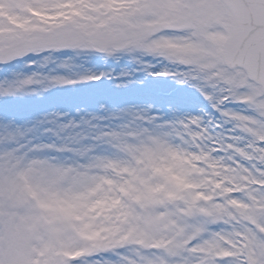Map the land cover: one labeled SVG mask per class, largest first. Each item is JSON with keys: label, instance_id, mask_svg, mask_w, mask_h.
<instances>
[{"label": "snow or ice", "instance_id": "6c2138e0", "mask_svg": "<svg viewBox=\"0 0 264 264\" xmlns=\"http://www.w3.org/2000/svg\"><path fill=\"white\" fill-rule=\"evenodd\" d=\"M64 53L127 57L211 111L158 123L146 105L95 137L110 154L0 125V264H264V0H0V65ZM101 76L33 73L0 97Z\"/></svg>", "mask_w": 264, "mask_h": 264}, {"label": "rangeland", "instance_id": "374dc122", "mask_svg": "<svg viewBox=\"0 0 264 264\" xmlns=\"http://www.w3.org/2000/svg\"><path fill=\"white\" fill-rule=\"evenodd\" d=\"M68 55L56 54L47 64L33 57L37 62L31 65L24 61L0 65V81L22 80L33 73L74 80L84 75L103 74L100 80L47 90L32 85L16 96L0 97V125L13 122L20 127H34V143L56 147L91 145L98 154H110L109 145L95 137L102 132L126 131V126L132 123L131 113L143 111L146 105H151L152 113L161 117L158 123L197 115L201 110L211 111L207 101L194 89L165 77L146 78L143 71H138L139 66L127 57L116 59L86 53L73 56L67 66L62 67ZM151 62L156 65L153 69L156 71L165 65L163 61ZM41 121L43 123H39ZM136 124L144 126L141 121ZM60 125L69 127L61 131ZM4 132V127L0 126V135ZM51 154L70 155L54 151Z\"/></svg>", "mask_w": 264, "mask_h": 264}, {"label": "bare ground", "instance_id": "6f19581e", "mask_svg": "<svg viewBox=\"0 0 264 264\" xmlns=\"http://www.w3.org/2000/svg\"><path fill=\"white\" fill-rule=\"evenodd\" d=\"M20 66H22V67H23V65H20Z\"/></svg>", "mask_w": 264, "mask_h": 264}]
</instances>
